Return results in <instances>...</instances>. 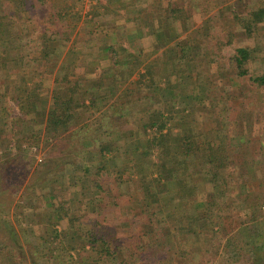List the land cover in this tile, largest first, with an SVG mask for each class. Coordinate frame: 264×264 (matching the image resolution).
Instances as JSON below:
<instances>
[{"label": "trees", "instance_id": "16d2710c", "mask_svg": "<svg viewBox=\"0 0 264 264\" xmlns=\"http://www.w3.org/2000/svg\"><path fill=\"white\" fill-rule=\"evenodd\" d=\"M80 1L71 0L72 6L69 9L73 10L76 3ZM257 3V10L250 13L247 18L235 16V20L241 24L249 38L254 37L256 33L257 26L255 25L264 23V0H258ZM167 13L169 17L168 27L165 29V40L170 41L168 49L173 57L172 61L181 69L180 65L184 62L187 63V61L200 56L202 39L188 41L185 45L180 46L179 37L182 32L179 30H183L182 24L187 27L189 17L182 9L178 8H169ZM1 14L0 11V34L3 29L12 28L11 19L7 22L5 17H1ZM75 15L76 20H79V13L76 12ZM75 29L76 25L71 24L64 31L58 32L60 41H69ZM192 33L195 32H191V37ZM232 36V34L228 36L229 40L226 43L216 38L218 49L221 50L223 46L231 45ZM187 38H190V33ZM259 45L256 41L253 47L236 48L231 58V68L238 78L248 79L253 86L264 90V68L260 73L250 72V65ZM107 50L110 53L109 59L113 67L111 89L117 91L118 79L120 82L123 81L124 71L120 77L116 72L119 66L125 69L126 64L115 59L117 54L112 48ZM158 79L147 65L144 73L140 74L129 88H125L126 91L130 89L133 91L153 89L154 91L149 98L144 96L136 99L137 105L150 101L154 105L156 104L152 111L144 114L137 126L136 131L141 137H138L130 145L124 144L120 148L115 146L114 138L104 143L97 142L98 136L101 141V136H110L112 133H116L121 126V121L126 119L129 114L114 98L113 103L104 105L106 110L100 114V123L94 126L91 132L95 135H93L91 144L82 146L81 156L83 158L81 163L77 161L74 164V179L78 184L82 178L86 180L88 177H95V189L104 193L105 202L108 203L107 206H98V218L91 221L88 230L82 228L81 218L71 212V208L62 202L63 198L58 193L53 194L49 191L47 197L49 207L46 211L44 210L46 217H44L45 222L40 231L34 233L31 239H27V236L22 241L19 240L15 230L6 219L9 212L7 200L11 193L9 189L4 190L6 187L2 188V179L0 178V264H127L119 259L118 248H111L109 235L106 233L107 228L101 225L104 222H100L101 218L103 220H106L107 217L113 219V214L107 212V209L115 206L116 198L114 191L103 190L100 186V178L112 176L115 173L116 182L117 180L125 182L122 176L129 171L133 177H137L136 183L139 184L137 191L140 198L136 203L137 211L151 220L156 216L151 211V205L165 200L164 202L168 204V213L175 221V225L168 227L166 231L175 234L176 237L183 235L191 244H194V241H200L197 250V254L203 257L200 264H209L208 258H204V256L213 247V240L222 238V236L225 237V248H231L227 252L229 254L225 261L227 264H259L260 260L258 261L255 256L257 248H254L259 241V232L257 229L254 231L252 227H246L245 224L249 220L264 218V215L262 216L260 213L261 210L264 211V172L262 173L260 168L251 171L249 168L254 163L251 162V159L250 162L244 163L247 158L242 152V144H240L242 138L238 140L230 138V140L223 130H215L216 132L202 130L198 133L193 122L184 121V115L188 109L183 108L182 111H175L176 102L181 96L180 92L172 96L164 90L163 94L159 95ZM100 81H102L101 78L98 82ZM175 83L183 85L182 79L178 80V77H176ZM94 86L96 88L95 82ZM87 89L88 92H91V85ZM74 92H76L75 87L68 90L66 94H63L61 90H55L52 93L47 120L44 124L48 139L60 141L58 139L60 135L69 131V123L80 113L77 110L84 111L88 107L97 108L98 102L108 104L112 99L97 92L96 94L89 93L90 105L86 106L75 102ZM165 97L170 98L172 105L164 104L161 101ZM188 97L186 95L184 99ZM21 101L29 108H33L32 103H38L40 98L34 94V91H29L25 100ZM169 106L170 109H168ZM20 112L25 113L22 106ZM37 119L40 121L43 117ZM84 126L87 127L86 133L89 134L88 125ZM32 134L33 132L30 137ZM2 137L3 134L0 133V140ZM236 141L239 142L237 146ZM93 142L95 146L98 143L96 146L98 148L97 155L90 152ZM60 152L62 153L63 150ZM115 152H120V159L114 156ZM110 154L111 156H108ZM116 158L120 162V169H116L115 172L112 170L117 165ZM130 174H128V182L131 179ZM257 179L260 180L261 191L249 193L247 191L248 184ZM38 181L34 177L30 181L29 187L22 192L20 196V199L22 198L20 201H24L22 208L20 209L17 204L13 208L15 216L21 220H16L20 223V227L23 224L22 220L25 219V213L28 211L35 214L38 209L34 202L35 199H38L36 198ZM235 191L236 194H234ZM258 196H260L258 198L260 201L255 199ZM132 198L136 197L132 196ZM238 201H241V207H247V210L241 208L242 212L245 211L242 215L240 207L235 208ZM156 223L160 224L159 221ZM150 237H152V233ZM22 244L27 249L26 259L19 253L20 251L18 252L19 248L23 247Z\"/></svg>", "mask_w": 264, "mask_h": 264}, {"label": "crops", "instance_id": "0c3cea01", "mask_svg": "<svg viewBox=\"0 0 264 264\" xmlns=\"http://www.w3.org/2000/svg\"><path fill=\"white\" fill-rule=\"evenodd\" d=\"M94 1L93 11L95 13H93V16H90V19L80 16V19L76 20L75 13L82 10V0L76 3L73 10L69 9L72 6L71 0H0L1 17H5L7 22L10 19L12 21V28L3 29L0 34L1 134H11L12 137L17 136L20 140L24 138L23 136H31V132L36 137L40 134H44V137H46L44 124L47 120L52 93L55 90H61L63 94H66L68 90L75 87V102L78 104L90 105L89 93L96 94V92L100 95L109 96L113 100L110 99L108 104L98 102L96 104L97 108L88 107L84 111L77 110L80 113L69 123V131L62 133L60 137L70 138L72 137L73 128L88 125L89 138L84 141L89 143L94 138V134L91 133L94 126L100 123V114L106 110L104 105L113 103L115 98L121 108L129 114L126 119L121 121V124L119 123L121 126L116 133H112L110 136H101V141H99L98 136L97 142L104 143L114 138L115 146L120 148L124 144L130 145L138 137H141L139 132L136 131L137 126L144 114L156 107V104L154 105L152 101L141 102L137 106L131 105L132 97L134 99L143 98L144 96L149 98L154 93L153 89L135 91L131 89L126 91L125 89L129 88L130 84L135 82L140 74L144 73L147 65L153 71L154 76L159 78V95L163 94L164 90L172 96L180 92L181 96L176 102L175 111H182L183 108L188 109L184 115V121L186 122L192 123V116L197 118L198 113H196L197 108L195 107L200 106L202 109L204 107L203 99L211 103L212 100L209 101L206 97L212 93L213 89L223 88L227 85V82L230 85H235L234 78L238 77L229 64V58L234 54V50L229 49V47L223 49V58L220 60L221 66L218 64L215 67L210 66L207 71H205L203 64L204 58L184 62L180 65L182 66L181 69L179 65L174 64L172 61L173 57L168 49L170 41L165 40L169 8L182 9L189 17L187 27L182 24L183 30H179L182 32L181 37H179L180 46L185 45L188 41L193 42L202 39L201 49H203L202 47L207 42L206 36L201 38L197 35V39L195 35V33H201V31H204L203 35H205L208 32L207 23L205 22L203 27L201 22V26L198 27L200 22L194 21V19L196 20L195 14H192L189 7L184 6L183 0ZM227 1H230L228 2L230 5L228 9L231 12L237 6L236 2L239 0ZM257 8L248 9L247 13H238L237 17L247 18ZM71 24L76 25L74 33L69 41L61 42L57 33L64 31ZM251 24L253 25L252 22ZM255 26H257L256 29L258 27L264 28V23ZM227 27L228 23H224L221 26H213V29L222 32L227 31ZM240 29L243 33L245 32L242 26ZM191 32H195L192 33V37ZM189 33L190 38H187ZM234 43L237 44L236 48H245L253 47L255 41L246 35L238 37ZM108 48H112L117 54L115 59L126 64L125 69L119 66L116 72L117 76L120 77L124 71L123 81L120 82V79L117 78V91L111 89L113 67L109 59ZM260 57H262L261 63L264 68V51L262 49L256 50L252 64L260 60ZM224 65H226V69H224ZM176 77H178V80L182 79V86L175 83ZM100 78L102 81L98 82ZM90 85L92 93L88 92L87 89ZM29 91H34V94L40 98L38 103H32L33 108H29L21 101L25 100ZM186 95L189 97L184 99ZM195 96L196 98H194ZM161 101L164 104L172 105L169 97L162 98ZM212 103L214 102L212 101ZM21 106L24 109V114L20 112ZM170 108L169 106L168 109ZM206 115L208 114L206 113L203 116ZM222 115L223 118L227 117V112H223ZM42 117L43 119L40 121L37 119ZM94 146L90 148V152L97 155L98 148L97 145ZM81 153L82 150L73 149L72 152L67 153L65 160L70 161V159L79 157L78 162L81 163L83 158ZM108 156H111V154ZM114 156L120 159V152H115ZM117 158V165L112 170L115 172L116 169H120V162ZM58 168V173L65 176L66 185L64 188L71 189L70 192L72 193L69 194L66 202L71 208V212L77 213L76 216L81 218L82 228L88 230L91 221L98 218V206H107L108 203L101 197V191L95 189V177L91 176L86 180L82 178L77 184L74 179V163L67 162L64 166ZM127 174H130V171ZM124 176H122L123 180L126 179V176L125 178ZM107 177L112 179L107 191H114L116 198L119 195L123 198L130 197L131 203H137L140 198L137 196V189L139 188V184L136 183L137 177L131 175V181L129 180V182L119 180L116 182L115 173ZM133 193H136V195H133ZM132 196L136 198H132ZM164 201L151 205V211L156 215L151 220L149 217L142 215L145 224L137 227L136 235L138 239L129 249L131 254L126 251L124 245L127 234L121 231L115 232L116 227H113V231L111 229L110 231L107 230L111 234L113 233L108 236L110 246L111 248H118V257L121 261H125L127 264H188V261L185 260L186 257H180L179 252L185 247V241L188 248L200 244V241H194V244H191L184 238L185 240L183 239L180 244L173 233L170 235L169 241L164 237L167 235H160V230L164 226L172 227L175 225L174 218L168 213V204ZM109 210L107 209V212ZM156 221H159L160 224ZM152 226L156 227L152 228ZM157 227L160 230H157L156 234L154 230ZM151 233L152 237H150Z\"/></svg>", "mask_w": 264, "mask_h": 264}, {"label": "rangeland", "instance_id": "374dc122", "mask_svg": "<svg viewBox=\"0 0 264 264\" xmlns=\"http://www.w3.org/2000/svg\"><path fill=\"white\" fill-rule=\"evenodd\" d=\"M228 2L230 1L183 0L184 6L189 7L192 11V14H195L194 16L196 17V20L194 19V21L200 22L198 27L201 26V22L203 23V27L205 26V22L207 23L208 32H206L205 35H203L205 33L204 31L195 34L196 38L198 35L199 37L206 36L207 39L205 46L203 45L204 47H202L203 49H201L200 51V56L196 58H204L203 64L205 71H207L208 67L210 66L215 67L217 64L221 66L220 60L223 58V49H227V47H229V49L235 51L237 45L234 43L235 39L240 36H246L245 32L243 33L242 29H240L241 24H239V22L235 20V16L237 17L241 13H247L248 9L257 8L258 6V0H239L236 2L237 6L234 7L231 13L230 9H228V7H230ZM94 5V0H82V10L79 11V15L84 18L90 19V16H93V13H95L93 11ZM224 23H228L227 31L221 32L215 31L213 29V26H221ZM230 34L233 35L230 39L232 44L223 46L221 50L218 49L217 39H220V41L226 43V41L229 40L228 36ZM252 38L253 41H257L260 44L258 48L264 51V28L258 27L256 29L254 37ZM232 57L233 54L229 58L230 65ZM259 59L260 60L250 65L251 73H260L263 70L261 63L262 57H260ZM224 69H226V65H224ZM231 78L233 79V77ZM234 79L235 85H230L227 82V85H225V87H219L215 90L213 89L212 93L207 95L206 99L209 101L212 100L214 103H212V101H210L211 103H209L203 99L202 103H204V107H202V109L200 106H194L195 108H197L196 113H198V116L197 118L195 116H192L191 119H193L192 121L195 124L194 126L197 129L198 133L202 132V130L204 132H208V130H214V132H216L215 130H223L226 136L229 137V139L236 138V140H238L239 138H242V143L240 144H242V152L247 158L244 163L250 162L249 160L251 159V162L254 163L253 166H251L249 169H251V171H256V169L258 170V168H260V171L263 173L264 90H260L253 86L248 79ZM131 105L137 106L136 99H134L133 97ZM223 112H227V117L223 118ZM206 113L208 115L204 117L203 115H205ZM73 129L74 130H72V137H59L58 139H60V141L57 142L53 139H48V137H44V134L38 135V140L36 141L37 137L35 135H32V137L28 135L23 136L24 138H21L22 140H20V138L17 136L12 137L11 134L8 135L3 133V137L0 140V178L2 179V188L6 187V189L4 190L9 189V192L11 193L9 197L7 196L9 198L7 200V207H9V212L6 215V219L10 222L11 226L16 232L18 239L21 241L24 239V237L27 238V236V239H31L33 237V234L39 232L41 226L44 224V217H46V212L44 213V210L46 211V209L49 207L47 198L49 196V191H51V193L53 194L58 193L60 197L63 198L62 202H64V204L69 207L66 201L68 200L69 194H72L70 192L71 189L68 190L64 188L66 185L65 176H62L58 173V167L64 166L67 162H72L74 164L75 162L77 163L78 158L70 159V161L67 159L65 160V156L67 155V153L72 152L73 149L81 151L83 143L87 145L91 144V141H89V143H86L84 141L85 139L89 138V134L86 133L87 127L83 126L81 128ZM17 142H19L20 144H18ZM233 142L235 144V141ZM55 143H57L58 145ZM237 144H239L238 141H236V146ZM93 145H95V143ZM28 148H35L36 152H32L31 150L28 151ZM60 150H63V152L61 153ZM38 159H40V161ZM125 176L126 179L129 177L128 174H125ZM34 177L35 179L39 180L37 182L38 187L36 190V198L38 199H35L34 201L36 204L35 207L38 209L36 210L35 214L28 211L25 213V219L22 220L23 224L21 226L23 228L20 229V223L16 221L20 219L15 216L13 208L16 204L20 206V209L22 208V204L24 203V201H20L22 199H20V196L22 192L29 187V183L31 180H33ZM100 179V185L102 186L104 191H107V187L109 186V184L111 185L112 179L107 176H102V178ZM126 179L124 181H127ZM247 188V191L249 193H251L252 191H261L260 189L262 188V186L260 180L257 179L254 182L249 183ZM236 193L237 192L235 191L234 194ZM134 194L136 195V193H133V195ZM100 195L104 199V193L101 192ZM138 195L139 193H137V196ZM259 197L260 196L256 197L255 199L260 201V199H258ZM115 200H117L115 201V206L109 208V213L111 212L110 214H113L114 216L113 219H109L107 217L106 220H101L100 222H104L101 225L104 228H107V230L109 231L110 229L113 231V227H116V230H114L115 232L121 231L127 234V239L124 242V245L127 249L126 251H129L128 253L131 254L129 249L132 247V244L138 239L136 235L138 230L137 227L145 224V221L142 218L143 216L139 213V211H137V204L130 202V197L123 198L121 195H119ZM240 204L241 201L236 202L235 208L237 209V207H240V211L241 208H243V210H247L246 206L241 207ZM244 213L245 211H241V215ZM260 213L262 216L264 215L263 210H261ZM247 222L248 223L245 224L246 227H252L254 231L257 229L259 232V241L257 242L256 246H254V248H257V250L255 251V256L257 257L258 261L260 260L259 264H264V218H259L258 220H249ZM155 227L156 226H152V228ZM167 227L164 226L162 230L157 227L154 232L157 234V230H160V235H167L164 237H166L169 241L171 234L170 232L166 231ZM107 230L106 233L108 235L113 234H111ZM176 238L180 243L185 237L181 235ZM185 243V247H183L182 251L179 252L180 257H186L185 260L188 261V264H200L203 260V257H200L199 254H197L199 246L196 245L193 248H188V244L186 241ZM212 245L213 247L210 249V252H208L207 255L203 254L205 255L204 258H208L209 264H227V262H225L229 255L227 254V252L231 248H225V237L222 236V238L220 237L218 239H214ZM179 247L181 246L179 245ZM19 249L20 250H18V252L20 251L19 253L24 258H27L26 254L28 253L26 246H23Z\"/></svg>", "mask_w": 264, "mask_h": 264}, {"label": "built area", "instance_id": "2783aa9c", "mask_svg": "<svg viewBox=\"0 0 264 264\" xmlns=\"http://www.w3.org/2000/svg\"><path fill=\"white\" fill-rule=\"evenodd\" d=\"M30 150L32 151V152H36V149L35 148H30ZM39 161H40V159H38Z\"/></svg>", "mask_w": 264, "mask_h": 264}]
</instances>
